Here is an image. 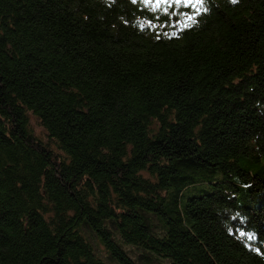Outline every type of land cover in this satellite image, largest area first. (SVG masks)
Listing matches in <instances>:
<instances>
[{"label":"trees","instance_id":"16d2710c","mask_svg":"<svg viewBox=\"0 0 264 264\" xmlns=\"http://www.w3.org/2000/svg\"><path fill=\"white\" fill-rule=\"evenodd\" d=\"M0 264H264V0H0Z\"/></svg>","mask_w":264,"mask_h":264},{"label":"rangeland","instance_id":"374dc122","mask_svg":"<svg viewBox=\"0 0 264 264\" xmlns=\"http://www.w3.org/2000/svg\"><path fill=\"white\" fill-rule=\"evenodd\" d=\"M36 129H37V131H39L40 130V127L36 126Z\"/></svg>","mask_w":264,"mask_h":264},{"label":"snow or ice","instance_id":"6c2138e0","mask_svg":"<svg viewBox=\"0 0 264 264\" xmlns=\"http://www.w3.org/2000/svg\"><path fill=\"white\" fill-rule=\"evenodd\" d=\"M200 2L202 3V0H200ZM236 2V0H233V3H235Z\"/></svg>","mask_w":264,"mask_h":264}]
</instances>
